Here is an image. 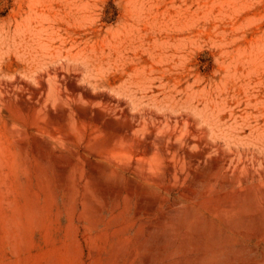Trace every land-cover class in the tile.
Listing matches in <instances>:
<instances>
[{"label": "rangeland", "instance_id": "obj_1", "mask_svg": "<svg viewBox=\"0 0 264 264\" xmlns=\"http://www.w3.org/2000/svg\"><path fill=\"white\" fill-rule=\"evenodd\" d=\"M0 70V264H264V0H0Z\"/></svg>", "mask_w": 264, "mask_h": 264}, {"label": "bare ground", "instance_id": "obj_2", "mask_svg": "<svg viewBox=\"0 0 264 264\" xmlns=\"http://www.w3.org/2000/svg\"><path fill=\"white\" fill-rule=\"evenodd\" d=\"M59 18V17H58ZM25 20H26V26H27V28L28 29H30V30H32V31H34V32H36L37 34H41V33H45L47 36H54L55 35V33H57V29L59 28V26H58V19L57 18H55L54 16H52V15H47V14H45V13H40L39 12V10H38V8H29V13H28V15H27V17L25 18ZM63 21V20H62ZM35 23V24H34ZM30 33V32H29ZM69 35V34H68ZM52 40V39H51ZM61 41V40H60ZM65 48V47H64ZM71 50V49H70ZM67 51V50H66ZM24 52V51H23ZM23 52H22V54H23ZM26 52H28V51H26ZM29 53V52H28ZM69 54V53H68ZM26 55V54H25ZM16 56V55H15ZM18 56H19V54H18ZM23 56H24V54H23ZM27 56V55H26ZM17 57V56H16ZM30 57H31V55H30ZM28 58H29V56H28ZM18 59H20L19 57H18ZM26 60V59H25ZM3 61V60H2ZM1 61V62H2ZM29 61H30V59H29ZM22 62H23V60H22ZM3 63H5L4 61H3ZM2 64V63H1ZM30 64V63H29ZM28 64V65H29ZM31 65V64H30ZM4 66V65H3ZM6 67V66H5ZM8 67V66H7ZM6 67V68H7ZM29 67V66H28ZM27 68V67H26ZM25 68V69H26ZM12 69V68H11ZM17 70H19V69H17ZM5 72H6V70H5ZM0 73H2L1 72V70H0ZM15 73V72H14ZM13 73V74H14ZM3 74V73H2ZM10 74V73H9ZM4 91V90H3ZM0 93H3V92H1L0 91ZM5 93V92H4ZM7 93H9V92H7ZM64 93V92H63ZM10 95V94H9ZM11 96V95H10ZM59 96V95H58ZM62 96V95H61ZM67 97H69L68 95H66ZM6 97V96H5ZM60 98V97H59ZM62 98V97H61ZM64 98V97H63ZM6 99H7V97H6ZM5 99V100H6ZM56 100H57V98H55ZM1 100V99H0ZM47 100V99H46ZM45 100V101H46ZM54 100V99H53ZM59 100V99H58ZM44 101V102H45ZM64 101V100H63ZM0 102H4V101H0ZM26 102V101H25ZM56 102H58V101H56ZM55 102V103H56ZM61 101L59 100V103H60ZM27 104V103H26ZM29 104H27V106H28ZM48 105V104H47ZM1 106V105H0ZM42 106V105H41ZM25 108H27L26 106H25ZM42 108H44V107H42ZM104 109H106V108H104ZM28 110V109H27ZM39 110H40V108H39ZM38 110V111H39ZM101 110V109H100ZM102 110H103V107H102ZM107 110V109H106ZM1 111V110H0ZM44 111V110H43ZM48 111V110H47ZM117 111V110H116ZM114 112V111H113ZM40 113V112H39ZM47 113V112H46ZM42 114V113H41ZM102 114V113H101ZM37 115V114H36ZM113 116V115H112ZM116 116H117V114H116ZM44 117H45V115H44ZM115 117V116H114ZM1 121V120H0ZM13 129V128H12ZM15 129V128H14ZM1 130V129H0ZM14 131V130H13ZM124 133V132H123ZM126 133V132H125ZM135 133V132H134ZM127 134H128V132H127ZM132 136V135H131ZM129 138V137H128ZM124 139V138H123ZM41 140V139H40ZM42 141H43V138H42ZM126 141V140H125ZM128 141H130V140H128ZM41 142V141H40ZM44 142V141H43ZM132 142H133V140H132ZM126 142H124L123 144H125ZM128 143V142H127ZM126 143V144H127ZM123 144H122V146H120L121 147V149L119 148V147H116V148H119L118 150H121V152H119V155H120V153L122 154V152L123 153H125L126 155H132V153H133V150L131 149V148H128V145H126V147L125 146H123ZM130 144V143H129ZM2 145V144H1ZM116 146V145H115ZM134 147V146H133ZM115 148V147H114ZM1 150V149H0ZM3 150V149H2ZM117 150V149H116ZM136 150V149H135ZM150 151H151V149H150ZM0 152H2V151H0ZM134 152H137V151H134ZM125 154H123L124 156H125ZM134 154V153H133ZM136 154V153H135ZM122 155V156H123ZM156 155V154H155ZM3 156L4 155H2V158H3ZM123 156V157H124ZM1 157V156H0ZM125 157H127V156H125ZM131 157H133V156H131ZM162 155H161V153L160 152H157V155H156V159L157 160H159V162L161 161V159H162ZM0 161H1V159H0ZM5 161V160H4ZM158 163V162H157ZM1 164H2V161H1ZM4 166V165H3ZM2 166V167H3ZM0 167H1V165H0ZM1 170L3 169V168H0ZM2 172V171H1Z\"/></svg>", "mask_w": 264, "mask_h": 264}]
</instances>
